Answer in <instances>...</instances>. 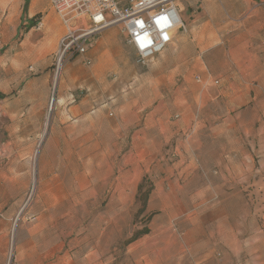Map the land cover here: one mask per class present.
Here are the masks:
<instances>
[{
  "label": "rangeland",
  "instance_id": "1",
  "mask_svg": "<svg viewBox=\"0 0 264 264\" xmlns=\"http://www.w3.org/2000/svg\"><path fill=\"white\" fill-rule=\"evenodd\" d=\"M24 2L0 0V264H264V118L253 119L251 101L230 99L235 62L258 50L253 31L264 0H176L186 31L209 34L201 45L214 46L199 61L227 75L230 93L210 92L205 115L171 137L160 110L164 122L178 120L204 86L199 69L176 67L193 48L179 61L169 44L140 66L122 41L111 69L98 74L92 58L64 57L57 68V45L44 69L13 54L26 31ZM180 154L199 176H185L187 167L174 189L165 175L179 169ZM219 154L236 164L224 172L244 179L224 192H195L198 181L218 176ZM141 182L150 193L137 215ZM144 226L148 233L129 241ZM200 227L205 234L188 244Z\"/></svg>",
  "mask_w": 264,
  "mask_h": 264
},
{
  "label": "crops",
  "instance_id": "2",
  "mask_svg": "<svg viewBox=\"0 0 264 264\" xmlns=\"http://www.w3.org/2000/svg\"><path fill=\"white\" fill-rule=\"evenodd\" d=\"M23 8H21L19 17L22 16ZM181 13V11H180ZM24 22L27 24L31 20H37L38 26L36 25L30 27L24 33V38L18 43V51L13 54H18L23 56L26 62H34L40 63L44 67V69L48 66V64H52L53 54L56 51L58 41L60 37L64 33V26L61 23L59 16L50 8L48 0H28L26 13L24 14ZM182 17V16H181ZM192 21L191 19H189ZM193 22V21H192ZM256 29H254V33L257 34V42L255 43L258 47L257 52L254 51L252 53L251 61H236L235 62V77L237 79V87L232 90L235 94L234 97L230 99H235L236 97L242 96L243 99L251 101L252 105V116L254 118H264V15L258 16L254 23ZM20 25V22L17 24ZM190 23H188V26ZM39 32H37V30ZM36 31V32H35ZM184 31L177 29L173 32L171 49L176 52L177 59L180 61L181 56L187 49L193 48L195 54L184 59L179 66H176L177 69L179 67L186 69L187 74H190L193 70L199 69L202 72L203 79V90L196 93L191 100L194 101V104L185 105V109L179 113V119L176 121H163L164 112L160 110L159 125L161 130L164 132L166 136H173L175 134L180 133L181 130H185L190 124L191 120L197 118L199 116L203 117V113L205 115V109L203 106L206 102L214 99L211 95L212 91H216L214 94L216 98L228 97L230 92L223 91V83L225 79H227V75L223 77L222 74H212L208 72L207 66L199 61L200 57L204 54V52L213 47L214 44H208V46H203L204 40L209 36L206 31H201L195 33L194 30H188L186 33ZM39 35L40 39L33 42L31 38L33 35ZM98 38H96L93 46L88 50L87 56L95 59L96 63L94 65V71L98 74L105 73L109 69H111L112 63V55L116 52L121 51V42L124 41V34L121 32L119 26H111L108 27L102 32H100ZM7 42V41H6ZM5 42V43H6ZM205 43H210L208 40ZM201 45V46H200ZM11 48V47H9ZM254 48V46H253ZM197 49V50H196ZM165 50V49H164ZM49 56L48 63L45 62ZM51 60V63H50ZM75 62H71L65 66V75H70L69 79L74 78V74H76L77 67L74 66ZM228 64V63H226ZM45 77H49V73L46 71ZM232 76V75H230ZM68 77H65L66 79ZM197 81H200V77L197 76ZM241 84L240 87L239 85ZM72 106L69 110H72ZM197 122V121H196ZM167 123V124H165ZM199 121L197 122L198 128L201 127L202 124L199 125ZM220 129V126H215ZM263 131V128L261 129ZM260 133V130H259ZM79 134L82 136L83 129L79 130ZM222 137V132H217V134H213L214 139H218ZM82 140V139H81ZM80 140V141H81ZM83 144V141L81 142ZM97 147V146H96ZM201 144L198 141V144L194 148V152H196V156L199 157L200 151H202ZM221 154L215 157V164L219 165V173L218 176H208L213 177L208 184L204 181L199 182L195 185V192H199L201 189H204V186L209 189L224 192L225 189H233L235 187L234 183L237 181H241L243 176H238L237 173L224 172V168H227L228 165L231 166V170L233 171V166L235 163L232 160H227L223 158L220 159ZM185 155L180 154V161L178 164L179 169L176 171H170L165 176H173V182H176L174 186L175 188L181 189L183 186L179 184V180L182 178V173L186 170L187 167H191V170L185 176H199L195 165L192 160H186ZM187 162L185 166H182L184 162ZM214 162V161H212ZM236 165V164H235ZM187 172V171H186ZM244 179V178H243ZM242 179V180H243ZM201 183L205 185H201ZM200 231H197L188 239V244H195L202 236L205 234L202 227H200ZM220 235V233H219Z\"/></svg>",
  "mask_w": 264,
  "mask_h": 264
},
{
  "label": "built area",
  "instance_id": "3",
  "mask_svg": "<svg viewBox=\"0 0 264 264\" xmlns=\"http://www.w3.org/2000/svg\"><path fill=\"white\" fill-rule=\"evenodd\" d=\"M202 3L203 0H196ZM64 33L58 41L56 67L64 57L87 56L102 30L119 26L137 65H147L172 42L173 32L186 31L176 0H48Z\"/></svg>",
  "mask_w": 264,
  "mask_h": 264
},
{
  "label": "trees",
  "instance_id": "4",
  "mask_svg": "<svg viewBox=\"0 0 264 264\" xmlns=\"http://www.w3.org/2000/svg\"><path fill=\"white\" fill-rule=\"evenodd\" d=\"M27 1H28V0H25L24 5H23V12H22L23 15L26 13ZM37 23H38L37 20H31L30 22H28V23L26 24V26H25L26 31H27L30 27L36 25ZM2 97H4V96H3V94L0 93V98H2ZM142 187H143V183L141 182V183L138 185V187H137V189H138V201L140 202V207H139V209H138V211H137V213H136L137 215H138V214H142V213L145 211V209H146V204H147V200H148L149 193H150V187L147 188V189H145V190H143ZM148 231H149V230H148L147 226H144L143 228L137 230V231L135 232V234L130 238L129 241H132V240L136 239L137 237H139V236H141V235H143V234L148 233Z\"/></svg>",
  "mask_w": 264,
  "mask_h": 264
}]
</instances>
